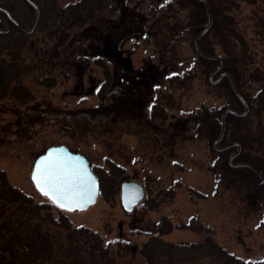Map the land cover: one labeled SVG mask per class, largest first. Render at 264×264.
I'll return each mask as SVG.
<instances>
[{
	"label": "rangeland",
	"instance_id": "obj_1",
	"mask_svg": "<svg viewBox=\"0 0 264 264\" xmlns=\"http://www.w3.org/2000/svg\"><path fill=\"white\" fill-rule=\"evenodd\" d=\"M176 2L131 0L124 15L117 13L109 18L116 25L111 29L113 36L127 38L120 46L123 63L114 66L97 54L98 48L84 39L85 33L70 30L68 41L72 49L74 43L87 61L70 57L69 65L61 71L51 66L57 61L46 58L49 65H42L45 62L41 61L40 67L30 70L32 54L26 55L22 63L30 68L20 75L19 83L28 94L27 99L24 103L8 96L0 99V171L10 185L30 195L33 203L45 205L33 224L49 212L50 224L45 229H63L74 238L77 247L92 254L98 263L103 260L99 255L104 254V260L111 264H144L148 257L172 259L171 264H213V239L228 253L244 260L264 258V228L256 227L248 210L254 202L242 205L233 190L215 189L213 185L215 152L227 145L219 139L213 146L220 133L223 112L215 116L216 135L213 136L210 125L192 129V121H197L201 112H213L222 105L224 90L215 85L225 79L218 80V72L213 78L209 76L213 63L208 69L196 65L193 40L197 34L186 18L200 10V5L190 0ZM19 13L22 15V9ZM235 17L252 52V61L260 67L264 85V9L243 3ZM25 18L19 22L28 27L30 23L24 22ZM206 19L196 26L201 29L198 33ZM35 35L25 42L32 47L34 42L36 47L38 43L43 45L45 39L40 30ZM5 53L2 56L7 60ZM128 63L133 76L141 79V72L158 82L157 86L150 85L154 92L149 90L147 99L156 96L160 105L154 107L156 112L152 114L164 107V119L148 118L152 123L147 124L144 118L137 117L119 123L114 118L115 110L111 109L109 116L99 114V109L119 103L105 94L112 88L115 71L126 68ZM171 75L176 79L170 84ZM258 88V82L247 80L242 90L250 89L252 93ZM29 109L52 111V121L34 122L27 115L23 127H7L8 122H14ZM143 112H150L149 105ZM261 121L264 126V107ZM184 122L190 127L187 133L181 129ZM59 145L82 154L92 167L109 173L116 179L118 189L105 195L99 193L94 204L80 211H66L50 202L36 190L30 174L35 159L47 148ZM224 150L229 160L237 147ZM240 151L239 145L233 162L247 161L246 156L239 155ZM123 181H136L144 188V198L130 212L120 202L119 185ZM61 216L67 221L61 220ZM135 247L137 254L132 251ZM0 248H7L1 237Z\"/></svg>",
	"mask_w": 264,
	"mask_h": 264
},
{
	"label": "trees",
	"instance_id": "obj_2",
	"mask_svg": "<svg viewBox=\"0 0 264 264\" xmlns=\"http://www.w3.org/2000/svg\"><path fill=\"white\" fill-rule=\"evenodd\" d=\"M184 1L186 0H177L176 3L182 4ZM190 1L199 4L200 10L190 13L186 23L195 34H198L201 29L196 26L205 22L204 4L199 0ZM207 1L212 20L206 33L198 40L199 48L202 52L221 59L219 73L227 72L231 75L235 87L247 105V112L244 115L226 113L225 131L221 141L225 144L237 142L241 146L239 155L246 156V162L253 165L264 176V126L261 121V112L264 107L262 72L259 70L260 67L252 61V52L235 17L240 4L255 5L264 9V0ZM111 2L113 1L0 0V10L10 14L17 22L22 21L25 16L24 22H29L30 27L36 16V10L38 11L34 32L26 35L16 30L0 40V54L6 51L8 56L7 60L0 59V99L8 96L19 103H24L27 99L28 94L26 95L19 83L20 75L30 68L22 63L26 55L32 54L30 60L33 66L30 70L37 69L41 61H46L44 60L46 58L57 61L60 65L57 64L56 69L61 71L68 64L70 57L75 61L81 59L87 61V57H82L81 51L76 50L74 43L72 49L68 41V37L72 34L70 30L73 32L80 29L83 34L85 33L84 39L90 41L94 48H98L97 54L113 53L117 46L115 41L120 36H113L111 29H114L116 25L109 18L117 13L124 15V8L131 3V0H119L116 4ZM21 9L22 15L19 13ZM138 15L136 14V19ZM39 30L45 39L43 45L38 43L36 47L34 42L32 47V44L25 42L30 37L36 36ZM193 52L196 56V65H204L208 69L211 60L197 54L195 49ZM42 65L47 64L42 63ZM213 65L215 68L218 67L219 61L213 59ZM245 77L252 83L258 82L260 88L252 93L250 89L242 90L247 81L244 80ZM175 79L176 77L171 75L170 84ZM224 79V82L221 81L215 85L224 90L222 94L224 101L218 110H213V136L218 133H214L215 116L221 115V112L226 109L236 112L244 111L242 102L232 90L226 77ZM20 91L22 94H19ZM210 117V112H201L197 116L198 120L193 121L192 129L195 127L196 131L206 125L209 126ZM226 152L225 150L215 152L212 169L214 188L233 190L242 205L250 204V201L254 202V206L251 207L252 204H250L248 210L256 220V227L264 228V183L250 168H233L228 162ZM91 169L99 180V193L105 195L108 191L113 192L118 189L116 179H112L109 173L97 167L91 166ZM44 206L40 202L33 203L30 195L10 185L4 173L0 171V237L3 245H7L6 249L0 248V264H111L108 260H104V254L99 255L103 260H100L102 263H98L99 261L92 254L77 247L74 238L65 234L63 229L60 230L59 227L52 231L45 229V225L50 224L47 220L50 219L49 212H45L43 214L45 217L42 216L37 223L33 224V219L45 209ZM59 218L67 221L64 216ZM65 227L69 230L68 226ZM206 239L211 240L209 237ZM208 240L203 241L208 244L210 242ZM211 246L210 257L213 258V264H264V258L244 260L236 257L228 253L214 239ZM132 251L137 254V247ZM170 261L172 259L148 257L144 264H171Z\"/></svg>",
	"mask_w": 264,
	"mask_h": 264
},
{
	"label": "flooded vegetation",
	"instance_id": "obj_3",
	"mask_svg": "<svg viewBox=\"0 0 264 264\" xmlns=\"http://www.w3.org/2000/svg\"><path fill=\"white\" fill-rule=\"evenodd\" d=\"M18 24L21 25V23L15 21L10 16V14H8L7 12L3 10H0V40L4 39L5 36L9 34H13L16 30L26 35H30L35 30L34 29L31 33H27L24 30H27L26 28H29L30 26L21 27ZM125 39L127 38L124 36L118 37V40L115 41V44L117 46L116 48H114L113 53H110V52L101 53V55L105 59L112 61L114 66L117 63H123L124 61V59H122L120 46L123 40ZM1 58H3L2 54H0V59ZM44 62L45 64L49 65L47 63V60ZM212 63H213V60H211L210 66ZM70 64L72 66V63ZM51 66H54V68H56L57 62L54 65L52 63ZM214 70L215 69H213V65H212V67H210V70H209V76L211 78H213ZM132 72H133V69L131 68L130 63L126 65V68H120V71H115L114 77L112 80V88L108 92H106L105 97L113 96L112 97L113 100L114 101L117 100L119 103L117 105L110 104L105 108L99 109V114L109 116L111 109L115 110L114 118H116L115 120L119 123L126 122L129 120H136L137 117L140 118L141 120L144 118L147 124L152 123V121L149 120L148 118L155 119V118L161 117L162 119H164L166 117V114L164 113V107L163 109H161L162 110L161 112H157L155 115H153L154 112H156L154 111V107L156 108L157 106L160 105L158 104L156 100V96L154 95L152 96V99H149V100L147 99V95L150 93V91H152V93L154 92V89L150 88V85L155 84L157 86L159 85L158 82L154 81L155 78H152L150 75L141 73V72L139 74L141 79H139L138 75L133 76ZM129 83L131 84L130 86H129ZM160 102H162V100H160ZM148 105L150 107V112L147 114V113H144L143 110L145 109V107L148 108ZM161 105H165V104H161ZM210 114H211L210 127L213 129V112H210ZM27 115L32 116L30 120L34 122L39 121L40 119H48L49 121H52L51 117L53 115V112L49 111L48 113V112H41L39 110L29 109L24 112H21L15 118L14 122H8L7 127L12 128V126H16V125L17 126L20 125L23 127V125L25 124V117ZM181 129L183 133H187V131L190 130V127L187 126L184 122L181 126ZM219 151H223V150H219Z\"/></svg>",
	"mask_w": 264,
	"mask_h": 264
},
{
	"label": "snow or ice",
	"instance_id": "obj_4",
	"mask_svg": "<svg viewBox=\"0 0 264 264\" xmlns=\"http://www.w3.org/2000/svg\"><path fill=\"white\" fill-rule=\"evenodd\" d=\"M33 179L40 191L61 208L83 207L95 190L94 180L82 161L56 149H50L36 162Z\"/></svg>",
	"mask_w": 264,
	"mask_h": 264
},
{
	"label": "water",
	"instance_id": "obj_5",
	"mask_svg": "<svg viewBox=\"0 0 264 264\" xmlns=\"http://www.w3.org/2000/svg\"><path fill=\"white\" fill-rule=\"evenodd\" d=\"M201 2H203L204 4V9H205V13H206V23L205 25L203 26V29L202 31L197 34L193 40V46H194V49L195 51L197 52V54H199L200 56L206 58V59H217L219 61V65L218 67L213 71V73H215L216 71H218L221 67V64H222V61L219 57L217 56H213V55H209V54H206L204 52H202L199 48V45H198V40L200 39V37H202L206 31L208 30L210 24H211V14H210V11H209V6H208V1L207 0H201ZM37 19H38V11L36 10V16L34 18V21H33V24L31 26L30 29L28 30H24L26 31L27 33H31L35 26H36V23H37ZM223 77H226L229 81V84L232 88V90L234 91V93L236 94V96L239 98V100L242 102L243 106H244V111L243 112H236V111H233L231 109H226L223 113H222V116H221V129H220V133L218 135V137L216 138V141L214 142L213 146L215 147V144L217 141H219V139H221L222 135H223V132H224V117L226 115V113H230V114H233V115H238V116H241V115H244L246 112H247V105H246V102L245 100L242 98V96L240 95L239 91L237 90V88L235 87V84L233 82V79L231 77V75L227 72H222L218 78L221 79ZM232 146H236L237 147V151L232 154L230 157H229V163L232 167L234 168H239V167H246V168H250L251 170H253L255 172V174L261 179V181L264 183V176L260 173V171H258L254 166H252L251 164L247 163V162H239V163H232V159L234 158V156L236 154H238V151H239V144L238 143H230V144H227L221 148H219V150H223V149H227L229 147H232ZM50 149H56L58 152H60L61 154H66L72 158H76L78 157L80 161H82L83 163V166L87 169V172L90 174V176L93 178L94 180V184H95V190H94V193H93V196H92V199L90 201H88L83 207H74L72 209H68V208H61L58 204H56L55 202H53L52 198L45 195L44 193H42L40 191V189L37 187L36 185V181L33 179V172L35 171V165H36V162L43 156H46L48 155V152ZM30 178H31V181L34 185V187L36 188V190L46 196L50 202H52L53 204H55L57 207L63 209V210H66V211H80V210H85L87 209L90 205L94 204L96 199H97V196L99 194V182H98V179L97 177L95 176V174L92 172L90 166H89V163H88V160L86 159L85 156H83L82 154H79V153H74V152H71L66 146L64 145H59V146H52V147H49L45 150V152L43 154H41L40 156H38L34 163H33V167H32V171H31V174H30ZM119 196H120V202H121V205L123 207V209L127 212H130L133 210V208L139 204V202L143 199L144 197V189L143 187L141 186V184H139L138 182L136 181H123L120 185H119Z\"/></svg>",
	"mask_w": 264,
	"mask_h": 264
}]
</instances>
